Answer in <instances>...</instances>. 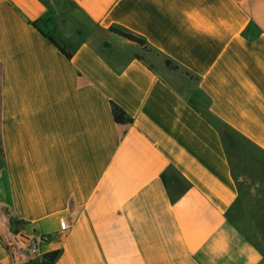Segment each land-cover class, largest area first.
<instances>
[{"label":"crops","instance_id":"1","mask_svg":"<svg viewBox=\"0 0 264 264\" xmlns=\"http://www.w3.org/2000/svg\"><path fill=\"white\" fill-rule=\"evenodd\" d=\"M49 3L0 0V264H264V0H53L71 60Z\"/></svg>","mask_w":264,"mask_h":264},{"label":"trees","instance_id":"2","mask_svg":"<svg viewBox=\"0 0 264 264\" xmlns=\"http://www.w3.org/2000/svg\"><path fill=\"white\" fill-rule=\"evenodd\" d=\"M33 27L45 38H47L53 45H55L63 54L71 60L73 58V54L71 52H68L66 48L62 47L54 38L53 36L50 35V33H47L44 28H49L48 26V19H41L38 22L33 23ZM111 33L119 36L120 38L129 41L131 43H134L142 48H146L147 43L144 39L128 32H124L120 29L117 28H111ZM113 105V116L114 120L118 125L121 126H127L133 123V120L127 115V113L121 109L119 106L112 104ZM12 228L15 231H19L20 228H22L23 223L18 222V221H12ZM60 251L52 252L49 254H46L44 257V262L43 264H55L56 261L60 257Z\"/></svg>","mask_w":264,"mask_h":264},{"label":"built area","instance_id":"3","mask_svg":"<svg viewBox=\"0 0 264 264\" xmlns=\"http://www.w3.org/2000/svg\"><path fill=\"white\" fill-rule=\"evenodd\" d=\"M73 217L70 214L62 215L56 218V229L59 232H65L67 231L73 224ZM49 236H42L40 240H32L27 239L26 245L27 250L30 252L29 256H34L38 250V244L39 243H47L49 241ZM13 248V247H12ZM13 252V250H12ZM28 256V257H29ZM33 259H30L29 262L31 263Z\"/></svg>","mask_w":264,"mask_h":264},{"label":"rangeland","instance_id":"4","mask_svg":"<svg viewBox=\"0 0 264 264\" xmlns=\"http://www.w3.org/2000/svg\"><path fill=\"white\" fill-rule=\"evenodd\" d=\"M52 1L53 0H50V3H49V5L51 7V10L49 12V17H48V26H49L50 21L51 22H55V23H59L60 22V14L57 11V8L53 6ZM31 264H36V262L35 263H31Z\"/></svg>","mask_w":264,"mask_h":264}]
</instances>
